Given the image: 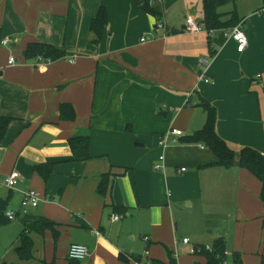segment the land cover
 <instances>
[{
    "label": "crops",
    "instance_id": "1",
    "mask_svg": "<svg viewBox=\"0 0 264 264\" xmlns=\"http://www.w3.org/2000/svg\"><path fill=\"white\" fill-rule=\"evenodd\" d=\"M201 1L0 0V45L10 41L0 46V117L11 120L0 148V198L12 196L8 209L18 211L23 192L35 189L42 202L29 218H56L50 220L55 230L61 224L72 233L62 245L52 231L32 235L34 262L21 264H81L68 258L73 243L89 248L88 264H171L169 253L175 256L181 240L176 217L182 203L236 207L229 215L237 238L225 231L214 243L223 239L242 264L246 255L260 264V181L246 169L214 165L211 150L181 141L205 126L199 106L205 99L217 108L225 141L264 154V16L256 14L264 2L246 1L244 8L256 4L248 11L237 3L248 39L239 52L231 29L186 30L189 17L203 24ZM146 2L161 6L160 18L142 9ZM101 10L108 22L95 42L92 24ZM159 20L168 33L155 31ZM31 43L62 48L66 56L37 64L24 56ZM11 55L17 64H8ZM202 59L210 63L209 82L202 80ZM63 104L74 108L75 120L61 119ZM171 129L184 136L161 148ZM87 137L90 159L76 161L69 141ZM162 154L165 168L157 171ZM49 164L45 181L35 167ZM12 171L22 176L15 190L3 184ZM107 174L110 188L101 196L97 189ZM41 204L46 217L34 215ZM114 214L123 217L113 221Z\"/></svg>",
    "mask_w": 264,
    "mask_h": 264
},
{
    "label": "trees",
    "instance_id": "2",
    "mask_svg": "<svg viewBox=\"0 0 264 264\" xmlns=\"http://www.w3.org/2000/svg\"><path fill=\"white\" fill-rule=\"evenodd\" d=\"M241 0H202L203 5V25L210 33L218 30H228L240 24V17L237 11V3ZM264 2V0H262ZM231 5L232 9L222 11L225 7ZM142 9L147 13L160 18L162 15V8L160 5H150L148 2L142 5ZM108 22L106 12L101 10L97 19L92 24V29L96 34V41L100 40L101 32L106 27ZM24 56L26 59L33 60L37 56H43L52 61H58L66 56V52L62 48L43 43H31L28 45ZM200 107L207 114V121L203 129L195 132L193 135L184 138L181 142L189 145H202L211 150L216 156L217 162L214 165L223 168L240 167L250 172L262 185L260 198L264 206V154L250 148L243 147L241 149L233 148L227 141H225L217 131L218 111L217 108L201 99ZM61 119L66 121H73L76 119L74 108L70 104H63L60 108ZM10 119L0 117V148L6 137ZM70 145L74 153V159L79 162H85L90 159L89 153V138H72ZM36 171L41 174L42 178L47 181L50 177L53 165H39L35 167ZM112 176L110 174L103 175L98 186L97 192L101 196H105L110 188ZM12 196L7 199L0 198V226H5L11 223L5 216L8 210L9 203ZM123 209L116 208V213H120ZM31 219V218H30ZM29 220V219H27ZM23 222L24 230L19 237V244L15 248V253L20 261L28 262L34 257V240L32 235L37 234L44 236L47 231H52L54 235H58L55 230L56 224L48 219L39 218L31 222ZM207 246H199L200 252H195L196 255H201L205 259V264H223L227 251L225 241L223 239L217 240L211 247V250H206ZM198 248V246H197ZM170 254V263L177 264L173 254ZM235 264H242L240 262V255L233 254L231 259ZM71 261V260H70ZM260 264H264V255L260 256ZM74 262V261H73ZM5 264V263H4ZM46 264V263H43Z\"/></svg>",
    "mask_w": 264,
    "mask_h": 264
},
{
    "label": "rangeland",
    "instance_id": "3",
    "mask_svg": "<svg viewBox=\"0 0 264 264\" xmlns=\"http://www.w3.org/2000/svg\"><path fill=\"white\" fill-rule=\"evenodd\" d=\"M246 1L248 0H241L239 2V6L243 9H246L247 11L256 8V4L249 6L246 5V7L244 8L243 4ZM252 1H256L258 5H261L260 0ZM200 8V16L199 13L197 14L199 21L203 19L202 3ZM230 9H232L231 5L225 7L222 11L225 12ZM217 205L218 204L216 203V206ZM235 210L230 207L229 209H219L217 207H214L212 204L211 206L203 204L192 208L189 207L187 203H182L181 208L178 210L179 212L177 213L178 215L176 217L178 220L177 224H179V232L181 234V240L176 242V250H174V257L177 262L179 264H205L204 257L201 255H196L194 253L193 250L195 246L199 247L207 246L211 243L213 244L214 240L220 237L221 234L224 235L225 231L230 232L233 238H237V233L236 231H234L236 223V221H234L235 218L233 219V216L231 214L229 215L230 212L232 213ZM54 212L55 211H53V213ZM34 215L37 217H46V215L44 214V204L40 205V208L34 213ZM25 220H27V223L33 221L34 218L30 219L28 217ZM25 220H23L22 222H24ZM50 220L56 221V218ZM60 226L62 227L61 224L56 227L58 235H54L53 232L51 233L54 242L62 245L63 242H68L69 240H71L69 237L72 233L70 231V227H63L60 229ZM23 230L24 226L21 222H11L5 226H0V264H3L4 262L7 264H21L14 249L19 244V237ZM66 236L68 238H66ZM182 237H186L191 241L189 247H184V245H182ZM33 262L34 261H31L29 263ZM244 262L245 264H259L257 258L253 255H246L244 257ZM229 264L235 263L232 260H229Z\"/></svg>",
    "mask_w": 264,
    "mask_h": 264
},
{
    "label": "built area",
    "instance_id": "4",
    "mask_svg": "<svg viewBox=\"0 0 264 264\" xmlns=\"http://www.w3.org/2000/svg\"><path fill=\"white\" fill-rule=\"evenodd\" d=\"M150 1L152 4H154V2L156 0H148ZM259 16H264V7L261 8L260 10L257 11V13ZM186 30L190 33H194V34H199V33H203L206 30L205 26L199 22H197L195 19L189 17L186 20ZM155 31L158 32H165L168 33V29L166 24L162 21L159 20L156 23L155 26ZM229 36L238 44V51L239 52H243L244 49H246L247 45H248V39L246 36V33L244 31L243 25L239 24L237 26H235L234 28H232L229 32ZM10 41L9 40H4L2 41L0 46H7L9 45ZM37 64H51L54 61H52L51 59H46L43 56H37L36 58L33 59ZM1 62H2V57L0 54V70H1ZM18 63V59L14 56L11 55L8 58V64L9 65H15ZM200 65L201 68L204 70L203 71V76H202V80L205 82H209V79L206 78V74L207 71L210 67V63L207 59H202L200 61ZM184 134L181 130L179 129H171V131H169V133L162 137L160 140V146L161 148H166L170 142L171 143H176L178 142V138L183 137ZM171 137H173V139H171ZM164 161H165V155L162 154L159 157V161L157 163V165L155 166L157 171H162L165 166H164ZM183 172L186 171L185 168L182 169ZM22 176L18 171H12L9 175H7L4 179L3 184L10 190H15L17 189L20 180H21ZM40 202H42V196L39 192L35 191V190H28V191H24L23 192V196H22V200H21V205L18 211H14V210H10L8 209L5 212V216L6 218L10 221V222H21L23 220H25L26 218L30 217L33 210H36L40 204ZM122 215H118V214H114L112 217L113 221H119L122 219ZM183 244L188 245L190 244V240L188 238H184L183 239ZM206 250H211V247H206ZM194 253L195 252H200L201 249H199V247H194ZM91 256L90 250L87 246L82 245V244H78V243H73L70 245L69 247V251H68V258L71 261L74 262H78L81 264H88V260ZM225 256L226 259L224 261L223 264H229V260L232 259V254L230 255V253L228 251L225 252ZM134 264H150L149 262L147 263H142L138 260L134 261Z\"/></svg>",
    "mask_w": 264,
    "mask_h": 264
}]
</instances>
